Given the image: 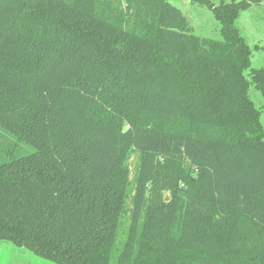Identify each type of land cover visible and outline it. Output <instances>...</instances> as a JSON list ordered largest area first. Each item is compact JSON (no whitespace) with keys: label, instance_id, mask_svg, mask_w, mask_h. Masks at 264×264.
Masks as SVG:
<instances>
[{"label":"trees","instance_id":"1","mask_svg":"<svg viewBox=\"0 0 264 264\" xmlns=\"http://www.w3.org/2000/svg\"><path fill=\"white\" fill-rule=\"evenodd\" d=\"M192 2L221 40L168 0H0V242L55 264H264V68L236 24L261 0Z\"/></svg>","mask_w":264,"mask_h":264},{"label":"rangeland","instance_id":"2","mask_svg":"<svg viewBox=\"0 0 264 264\" xmlns=\"http://www.w3.org/2000/svg\"><path fill=\"white\" fill-rule=\"evenodd\" d=\"M215 5L232 0H211ZM242 0H237L240 2ZM173 6L179 8L188 18L192 33L201 38L221 40L220 24L212 10L200 6L192 0H168ZM242 35L246 38L252 49L251 62L253 68H264V0L259 4H251L243 10L236 22ZM249 95L254 105L261 111V122L264 127V97L254 84L250 85ZM138 157L134 154L129 160L131 179L137 169ZM168 200V199H167ZM0 264H55L45 260L34 252L20 248L10 242H0Z\"/></svg>","mask_w":264,"mask_h":264}]
</instances>
